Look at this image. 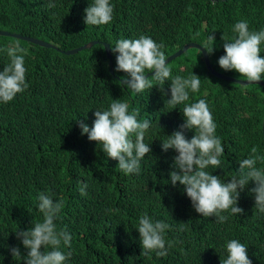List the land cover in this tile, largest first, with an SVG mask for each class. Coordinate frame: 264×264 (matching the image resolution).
Masks as SVG:
<instances>
[{
	"label": "trees",
	"instance_id": "trees-1",
	"mask_svg": "<svg viewBox=\"0 0 264 264\" xmlns=\"http://www.w3.org/2000/svg\"><path fill=\"white\" fill-rule=\"evenodd\" d=\"M113 4V20L93 27L83 23L88 0H54L53 7H47L46 0H0V31L24 37L0 35V69L8 62L4 45L19 44L27 49L29 82L13 102L0 105V256L4 257L0 264H22L5 246H20L13 231L27 229L39 219L36 197L45 190L63 198L58 224L73 237L71 248L65 249L71 252V264H220L227 238L248 247L252 264H264V217L255 214L247 192L238 201L243 214L221 224L195 213L178 187L165 184L175 153L163 152L158 139L178 129L182 114L164 107L166 97L158 86L142 94L126 91L122 87L126 74L114 71L111 52L117 39L145 34L164 45L167 59L191 42L211 51L212 34L216 44L208 52L212 68L240 79L238 73L225 72L217 64L224 54L221 38L231 37V26L240 19L247 20L251 30L264 27V0H113ZM29 38L49 46L25 40ZM168 64L173 74L186 76L193 69L201 78L195 98L207 101L225 147L224 168L214 175L227 179L234 174L237 161L253 146L264 154V86H241L216 77L198 49H189ZM112 98L126 100L140 116L156 123L153 134L145 138L147 143L153 141L152 156L142 163L139 176L122 174L117 161L107 159L81 135L77 124L79 119L90 126L92 110L107 107ZM77 181L89 185L86 196L78 192ZM142 212L170 225L166 238L172 246L166 257L141 255L134 226Z\"/></svg>",
	"mask_w": 264,
	"mask_h": 264
},
{
	"label": "clouds",
	"instance_id": "clouds-1",
	"mask_svg": "<svg viewBox=\"0 0 264 264\" xmlns=\"http://www.w3.org/2000/svg\"><path fill=\"white\" fill-rule=\"evenodd\" d=\"M46 3L47 7L54 6V0H46ZM113 16V0H88L83 23L103 26L109 24ZM231 31V37L222 35L221 38L224 54L217 60L219 68L225 72L234 71L241 80L250 83L264 80V27L251 30L247 20L240 19L231 26ZM208 42L212 45L211 51L203 48L212 53L216 47L212 34ZM163 49L162 43L145 34L120 38L111 45L114 71L126 74L122 81L126 91L142 94L158 86L166 97L164 107L182 114L183 123L178 129L158 139L163 152L172 150L175 153L165 184L178 187L190 200L194 212L203 218L214 217L215 222L223 224L230 217L243 214L238 201L245 192L254 200L255 214L264 217V154L253 146L249 155L237 161L234 174L227 179L213 174L224 168L225 147L217 135V124L207 101L195 98L200 92L201 78L193 69L186 76L173 74ZM2 50L8 62L0 69V105H6L29 88L25 64L27 49L10 43ZM92 114L94 119L90 126L83 120H76L81 135L94 142L107 159L117 161L116 168L122 174L139 176L142 163L152 156L153 141L147 143L145 138L153 134L156 123L140 116L137 109L130 108L128 102L120 98H112L107 107L93 109ZM186 132L192 135L188 137ZM88 187L87 182L77 181L81 196L87 195ZM35 207L39 219L33 220L27 229L18 227L13 231L23 252L20 246H5L12 259L22 264H71V252L65 249L71 248L73 237L58 224L63 198L50 190L40 191ZM134 229L139 234L141 255L154 253L158 258L168 255L172 245L166 238L170 231L167 222L142 212L136 218ZM222 248L224 256L220 257V264H252L248 247L239 239H225Z\"/></svg>",
	"mask_w": 264,
	"mask_h": 264
},
{
	"label": "water",
	"instance_id": "water-1",
	"mask_svg": "<svg viewBox=\"0 0 264 264\" xmlns=\"http://www.w3.org/2000/svg\"><path fill=\"white\" fill-rule=\"evenodd\" d=\"M0 35L12 36V37H16V38H24V37H21L20 35H16V34L15 35H10L8 32H5V31H0ZM25 40L34 41V42L39 43L41 45L49 46L48 44H46V43H44V42H42L40 40H37V39L29 38V39H25ZM92 44H94V43L85 45V46H83V47H81L79 49H75V50L69 51L68 54H76V53L82 51L83 49H86V48L90 47ZM105 48H106V52H107L108 56L111 57L109 45L106 44ZM189 49H198L202 53L204 61H205V64L207 65V67L210 70V72H212L213 75H215L216 77H218L220 79L228 80V81H231L233 83L239 84L241 86H247V85H251V84H258V85L264 86V81L263 80L258 81V82H254V83H250V82H247V81H243L241 79H234L232 77H229L226 74H222V73H219V72L215 71L212 68L211 60L209 58L208 51L206 49H204L203 46H201V45H199L197 43H194V42H191V43L185 45L182 49L178 50L175 54H173L170 57H168L166 59V63H170L171 61L175 60L176 58H179L185 52H187ZM263 134H264V121H263Z\"/></svg>",
	"mask_w": 264,
	"mask_h": 264
}]
</instances>
